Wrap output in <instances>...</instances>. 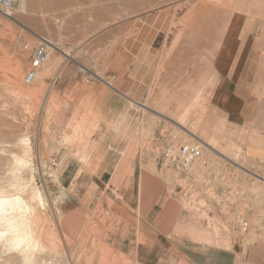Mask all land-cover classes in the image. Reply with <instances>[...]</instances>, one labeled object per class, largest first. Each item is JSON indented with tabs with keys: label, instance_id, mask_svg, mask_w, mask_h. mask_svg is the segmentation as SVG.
<instances>
[{
	"label": "rangeland",
	"instance_id": "1",
	"mask_svg": "<svg viewBox=\"0 0 264 264\" xmlns=\"http://www.w3.org/2000/svg\"><path fill=\"white\" fill-rule=\"evenodd\" d=\"M231 3L232 0H19L21 10L11 9L10 18L0 8V187L6 189L13 176V156L24 155L20 138H28L32 157L25 156L30 166L21 175L25 178L28 174L31 187L39 188L46 204L44 211L38 209L42 213L38 212V220L29 224L36 243L32 264H187L178 255L179 246L168 245L158 235L159 228L153 230L151 238L145 237L138 232L144 231L140 224V229L129 230L125 223L105 212L104 207L117 199L110 190L104 192L102 182L107 180L92 176L100 174L97 162L111 135V123L106 126L105 139L101 118L96 115L99 102L95 88L104 73L111 74L114 63L128 65L132 43L157 48L168 35V43L175 44L177 31H187L194 15L204 29L208 12ZM42 40L52 42L60 51L49 50L55 64L37 81L26 85L24 76L32 52ZM65 76L76 84L60 92L56 82ZM141 102L152 106L150 101ZM192 103L185 107V116L177 120L206 144L214 140L215 150H207L200 141L187 137L167 146L159 141L154 146L149 141L143 143L138 155L152 158L153 164L147 170L141 166L142 181L134 182L135 191L139 188L136 205L141 215L146 204L150 208L153 202L155 222V217H160L159 208L171 206L175 214L172 212L169 228L171 238L185 233L208 247L234 251L239 244L247 247L264 241V218L244 202L245 196L239 197L241 186L255 183L241 167L264 177V138L254 132L224 131L219 122L210 129L209 139L208 125L202 117L206 113L204 103ZM161 136L162 140L169 138L165 130ZM195 142L200 148V160L189 173L160 164H165L162 157L170 147ZM231 145L243 150L242 161H231ZM75 161L81 163L77 165ZM149 173L157 187L166 189L165 197L160 189L153 191L156 196L146 197L144 178ZM119 180L109 183L119 186ZM181 211L184 215H180ZM252 218L260 222L256 220L255 224ZM215 220L218 235L211 225ZM252 230L258 237L247 242ZM21 258L17 251H6L0 244V264H23Z\"/></svg>",
	"mask_w": 264,
	"mask_h": 264
},
{
	"label": "crops",
	"instance_id": "2",
	"mask_svg": "<svg viewBox=\"0 0 264 264\" xmlns=\"http://www.w3.org/2000/svg\"><path fill=\"white\" fill-rule=\"evenodd\" d=\"M258 1L232 0L229 6L217 7L204 17L207 21L204 29L194 15L187 31H177L175 44L168 43V35L157 48L153 44L142 47L132 43L128 65L121 67L114 63L111 74L104 73L95 88L99 102L96 115L101 118V134L105 139L106 126L111 123V135L97 162L100 174L92 176L107 180L102 182L106 186L104 192L110 190V195L117 199L104 207L105 212L125 223L129 230L143 226V232L137 230L145 237L151 238L153 230L159 228L158 235L168 245H178V255L187 264H264V241L247 247L239 244L234 251H228L201 245L185 233L171 238L170 205V209L165 205L159 208L160 217H155L158 225L153 222V202L150 208L146 204L143 216L136 205L139 188L135 191L134 182L142 181L141 166L147 170L153 164L152 158H142L138 153L143 151L145 142L154 146L159 141L167 146L184 137L206 146L195 132L177 120L185 116V107L196 101L204 103L206 113L202 117L209 126H206L209 139L210 129L219 122L224 131L228 128L255 132L264 138V0ZM75 84L68 76L56 82L60 92L72 89ZM142 100L150 101L152 106L142 104ZM164 130L169 138L162 140ZM80 163L75 161L77 165ZM149 175L144 178L145 195L152 198L156 196L153 191L160 187ZM117 179L119 186L109 183ZM160 191L164 197L167 195L166 189ZM166 228L168 231L164 233Z\"/></svg>",
	"mask_w": 264,
	"mask_h": 264
},
{
	"label": "bare ground",
	"instance_id": "3",
	"mask_svg": "<svg viewBox=\"0 0 264 264\" xmlns=\"http://www.w3.org/2000/svg\"><path fill=\"white\" fill-rule=\"evenodd\" d=\"M18 2H19V0H3L1 6L5 9V11H1V12L10 18V16H11L10 10L11 9H13L15 11L21 10L17 6ZM258 3H259V1H258ZM237 8H238V6H237ZM242 10H243V8H242ZM39 40H40V38H39ZM48 42L50 44L49 50L51 52L60 51V49H58L57 46H55L52 42H50V41H48ZM47 62L49 63V64H47V67L43 68L40 73H39V71L36 73L35 80L33 82H35L39 78H41L46 73V71L50 68V66L55 64L56 59L49 56ZM249 112H251L250 107H249ZM254 134L261 136L260 134H256L255 132H254ZM212 141L214 143V140H212ZM210 142H211V140H210ZM19 143L23 148V154L24 155L23 156H16V155L13 156V160H11L13 165H14V168L11 169V173H13V176L7 181V188L6 189H3L0 187V244L3 247H5L6 251H17L19 254H21V256H22L21 259H22L23 264H32L34 261L33 252H34L36 243H35V240L33 238V231L31 230V228L29 226L31 225V222L35 223L34 221L38 220V216L42 214L40 211H38V209L40 208L44 211L46 204H45V201L43 199L42 193L39 190V188L37 189L35 187L34 188L31 187L32 180L28 179L29 178L28 174L25 176V178L22 177V175H21V171H24L25 169H26V171L29 170L27 168V166H30V165L27 164L28 162H27V160H25V156L30 157L31 147H30V141L26 137H21L19 140ZM213 143L205 144L206 146L208 145L207 147L204 146V144H203V147L206 148L207 150L211 148L212 151H214L215 150V148H214L215 143L214 144ZM200 144H202V142H200ZM230 148H231V152H230L229 157L231 158V161L232 160H234L235 162L236 161H238V162L242 161L243 150L241 148H239L238 146H233V145H231ZM224 154H226V153H224ZM258 160H260V159H258ZM154 166L156 167V165H154ZM211 167L213 169H217L216 165H211ZM241 170H242V172H244V174L251 176L255 183L251 187H248L246 185L241 186L242 192H241L239 197L241 198V197L245 196L246 198L244 199V202H248L255 209V211L259 213V217L264 218V177L261 174H254V173H251L249 171H246V169L244 167H241ZM237 173H238V171H237ZM236 175H238V174H236ZM217 179H218V177H217ZM237 179H239V178L235 179V184L238 182ZM214 181H215V179H214ZM223 184L226 185V183H223ZM239 200L240 199H238V201ZM38 212H39V215H38ZM252 220L256 224V223H258L256 220H259V219L252 218ZM259 222H260V220H259ZM217 223H218L217 221L211 223V225L213 226V230H214L215 235H218ZM211 225H209V226H211ZM257 237H258L257 234L252 230L249 233V236L246 239V241L247 242H254L257 239ZM200 241H204L205 243L211 242V240L209 241V240L204 239V238H201ZM39 264H46V263L40 262Z\"/></svg>",
	"mask_w": 264,
	"mask_h": 264
},
{
	"label": "built area",
	"instance_id": "4",
	"mask_svg": "<svg viewBox=\"0 0 264 264\" xmlns=\"http://www.w3.org/2000/svg\"><path fill=\"white\" fill-rule=\"evenodd\" d=\"M3 0H0V8H2ZM1 11V10H0ZM49 43L42 40L32 52L30 59V67L24 76V83L30 85L35 80L36 73L45 65L49 58ZM199 146L195 143L177 144L175 147H170L164 153V163H160L169 168H176L182 173H189L199 160ZM161 158V159H162ZM160 160V159H159Z\"/></svg>",
	"mask_w": 264,
	"mask_h": 264
}]
</instances>
